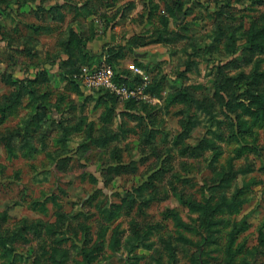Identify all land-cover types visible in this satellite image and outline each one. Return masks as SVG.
Instances as JSON below:
<instances>
[{"label": "rangeland", "instance_id": "1", "mask_svg": "<svg viewBox=\"0 0 264 264\" xmlns=\"http://www.w3.org/2000/svg\"><path fill=\"white\" fill-rule=\"evenodd\" d=\"M0 108V264H264V0H0Z\"/></svg>", "mask_w": 264, "mask_h": 264}, {"label": "built area", "instance_id": "2", "mask_svg": "<svg viewBox=\"0 0 264 264\" xmlns=\"http://www.w3.org/2000/svg\"><path fill=\"white\" fill-rule=\"evenodd\" d=\"M113 69L112 67L105 68L101 71L95 72V74L92 76L91 79H93L95 82H98L100 84H104L107 86H113Z\"/></svg>", "mask_w": 264, "mask_h": 264}, {"label": "trees", "instance_id": "3", "mask_svg": "<svg viewBox=\"0 0 264 264\" xmlns=\"http://www.w3.org/2000/svg\"><path fill=\"white\" fill-rule=\"evenodd\" d=\"M174 11V14H176V11L175 10H173ZM8 107H5V108H3L2 110H5L6 111V109H7ZM1 109V108H0ZM152 183V182H151ZM150 183V185H148V187H151L152 186V184ZM145 188H147V186H146V184H144V185H142L141 187H140V189L139 190H142V189H145ZM192 204H194V206H191L193 209H199V211H201L200 209H205L206 210V207L204 206V205H202V204H200V203H198V202H191ZM197 206V207H196ZM203 213V212H202ZM204 214V213H203ZM205 216H204V220L205 221H208V219H209V217H210V214H208V212H207V210H206V214H204ZM183 223V222H182ZM184 224V223H183ZM182 224V225H183Z\"/></svg>", "mask_w": 264, "mask_h": 264}, {"label": "water", "instance_id": "4", "mask_svg": "<svg viewBox=\"0 0 264 264\" xmlns=\"http://www.w3.org/2000/svg\"><path fill=\"white\" fill-rule=\"evenodd\" d=\"M139 56L143 57V55L139 54Z\"/></svg>", "mask_w": 264, "mask_h": 264}]
</instances>
